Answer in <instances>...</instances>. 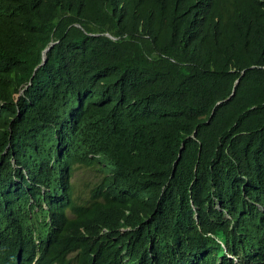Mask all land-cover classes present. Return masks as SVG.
I'll return each mask as SVG.
<instances>
[{
    "label": "trees",
    "instance_id": "obj_1",
    "mask_svg": "<svg viewBox=\"0 0 264 264\" xmlns=\"http://www.w3.org/2000/svg\"><path fill=\"white\" fill-rule=\"evenodd\" d=\"M0 264H264V0H0Z\"/></svg>",
    "mask_w": 264,
    "mask_h": 264
},
{
    "label": "rangeland",
    "instance_id": "obj_2",
    "mask_svg": "<svg viewBox=\"0 0 264 264\" xmlns=\"http://www.w3.org/2000/svg\"><path fill=\"white\" fill-rule=\"evenodd\" d=\"M97 175L91 168L77 167L75 175L73 177L74 184L76 186L78 194L87 196L96 182Z\"/></svg>",
    "mask_w": 264,
    "mask_h": 264
},
{
    "label": "water",
    "instance_id": "obj_3",
    "mask_svg": "<svg viewBox=\"0 0 264 264\" xmlns=\"http://www.w3.org/2000/svg\"><path fill=\"white\" fill-rule=\"evenodd\" d=\"M49 49H50V47H48V48L44 51V53H46ZM44 59H45V58H44ZM179 157H181V153H180Z\"/></svg>",
    "mask_w": 264,
    "mask_h": 264
},
{
    "label": "bare ground",
    "instance_id": "obj_4",
    "mask_svg": "<svg viewBox=\"0 0 264 264\" xmlns=\"http://www.w3.org/2000/svg\"><path fill=\"white\" fill-rule=\"evenodd\" d=\"M53 34V33H52ZM61 41V40H60ZM75 140V139H74ZM30 177V176H29ZM55 205V204H54ZM124 210V209H123ZM125 211V210H124ZM15 247V246H14ZM3 256V255H2Z\"/></svg>",
    "mask_w": 264,
    "mask_h": 264
}]
</instances>
